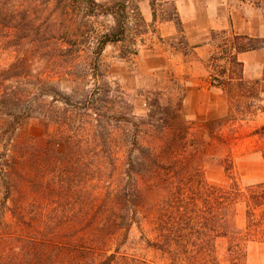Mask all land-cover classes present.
<instances>
[{
    "label": "rangeland",
    "instance_id": "374dc122",
    "mask_svg": "<svg viewBox=\"0 0 264 264\" xmlns=\"http://www.w3.org/2000/svg\"><path fill=\"white\" fill-rule=\"evenodd\" d=\"M172 1L182 21L183 40L175 23L161 21L172 12ZM151 3L152 0H140L138 3L149 28L147 33L138 36L136 47L131 45V36L127 43L109 44L99 65L94 66L95 70L82 62L71 70L76 76L60 80L59 77L47 76L50 73H47L50 71L47 60L29 55L26 63L16 65L8 75L0 78V96L6 87L22 90L27 95L25 107L32 111V116L23 121L10 142L1 134L12 118L23 116L24 110L12 108L11 104L6 106V99H0V163L17 158V169L8 170L4 181H12L20 191L13 194L8 204L30 205L33 202L28 191L29 182L25 178L26 171H29V175L40 182L36 187L30 184L34 190L33 199L42 203L40 208L55 209L56 204L46 192L47 183L54 186V174L45 170L50 163L47 150L55 149L53 143L56 141L61 142L59 148L63 152L68 151V143L87 148V144L95 143V137L103 143L119 146L112 156L120 160L118 171L108 172L101 184L91 153L77 157L67 153V160L58 164L66 173L69 169L66 167L78 166L76 159L84 157L82 160L86 165V162L93 163V166H87L90 176L86 183L83 180L76 182V190L90 196L94 190L107 194L108 189H115L116 180L121 179L126 152L134 143L151 144L156 147V157L161 163L177 165L179 173H202L211 183L229 186L231 180L226 168H230L232 176L242 187L264 182V49L247 60L241 56L245 79L254 93L251 98H247L250 93H244L237 86L231 89L213 86L212 83L216 82L212 78L219 76L226 63L219 61L214 66L209 62L215 46L211 41L212 31L226 30L264 39V0H157L159 19L155 24ZM38 6V2L34 3V7ZM109 19L107 22L101 18L99 29L104 30L111 24ZM31 20H35L36 26H42L45 16L32 15ZM131 28L132 34L141 29L137 18ZM193 47L201 48L193 54ZM128 52L129 56L124 58V53ZM2 57L0 70L15 62L8 56ZM18 74L24 76L17 78ZM188 87L198 89L201 94L186 95ZM72 88L76 89L75 93L71 92ZM93 106L102 111L95 115L89 110ZM85 112L91 114L90 124H86L87 118L82 116ZM151 114L153 118L149 117ZM65 118L70 130L61 136L55 123ZM95 118L109 128L102 132L94 123ZM82 123L92 128L76 137L74 129L82 127ZM98 131L100 137L95 135ZM37 170L42 172L38 174ZM10 174L12 176L8 178ZM124 178L120 188L128 185V178ZM158 181L141 184L139 206L149 208L158 205L169 195ZM40 185L44 198L39 196L37 199ZM3 196L0 189V202ZM62 198L60 209L79 208L81 202L90 207L97 205L94 197L83 201L72 200L68 196ZM245 210L244 203L235 207L234 219L241 230L246 226ZM132 237H139L136 227ZM230 244L229 239L218 240L220 264H230ZM245 253L246 264H264V242L247 240Z\"/></svg>",
    "mask_w": 264,
    "mask_h": 264
},
{
    "label": "trees",
    "instance_id": "16d2710c",
    "mask_svg": "<svg viewBox=\"0 0 264 264\" xmlns=\"http://www.w3.org/2000/svg\"><path fill=\"white\" fill-rule=\"evenodd\" d=\"M139 1L0 0V60L2 56L15 60L9 68L0 70V78L8 75L16 65L26 63L29 55L47 60L50 67L47 76L61 80L76 76L71 70L82 62L91 70L99 65L109 44L127 43L131 36V45L136 47L138 36L147 33L149 28L140 12ZM37 2L39 6L34 7ZM171 7L172 12L161 21L175 23L183 40L182 21L173 1ZM151 8L155 24L159 19L157 0H152ZM32 15L45 16L44 25L36 26L35 20H31ZM101 18L107 22L110 18L111 24L104 30L98 27ZM136 18L141 29L132 34L131 25ZM211 39L215 51L209 62L214 66L219 61L226 63L219 76L212 78L216 82L213 86L228 89L237 86L244 93H250L247 98L254 96L239 56L263 49L264 39L226 30L212 31ZM129 53H124V58ZM23 76L16 75L17 78ZM17 84L20 85L18 80ZM71 92L75 93L76 89L72 88ZM26 96L22 90L2 89L0 99H6V106L11 104L12 108L24 110L23 116L12 118L1 134L10 142L23 121L32 116L30 107H25ZM89 110L95 115L102 111L96 106ZM82 116L87 118L86 124H90L91 114L85 112ZM153 116L149 115L150 118ZM64 120L66 118L55 123L61 136L70 130ZM95 122L102 132L109 128L102 126L104 122L100 119L95 118ZM86 124L74 129L76 137L91 130L92 127ZM95 135L100 137V132ZM60 145L61 142L56 141L53 143L55 149L47 150L51 165L49 163L45 169L54 174V186L47 183L46 192L56 204L55 209L40 208L42 203L33 199L34 190L30 184L36 187L40 182L31 177L29 171L25 178L33 202L30 205L8 204L14 193H20L12 181H4L8 170L17 169V158L0 163V189L4 194L0 202V264H220L219 239L231 242L228 249L230 264H246L245 242L250 239L264 242V182L242 187L230 168H226L231 184L211 183L202 173H179L177 165L161 163L156 157V147L151 144L134 143L126 152L121 179L116 180L115 189L107 188V194L94 190L90 196L77 191L76 182L83 180L84 183L88 179L87 166H93V163L100 184L108 172L118 171L120 160L112 156L119 146L103 143L96 137L95 143L87 144V148L68 143V151L63 152ZM67 153L75 157L91 153L94 162H86V165L82 160L84 157L76 159L78 166L66 167L69 169L65 173L58 164L67 160ZM41 172L37 170L38 174ZM124 177L128 178V185L120 188ZM155 179H159L169 195L158 205L143 208L138 205L141 184H150ZM42 188L40 185L37 199L39 196L44 198ZM63 196L79 201L94 197L97 205L90 207L81 202L79 208L60 209L59 201ZM239 203L246 207L244 230L237 227L234 219ZM134 227L139 233L137 238L132 237Z\"/></svg>",
    "mask_w": 264,
    "mask_h": 264
},
{
    "label": "crops",
    "instance_id": "0c3cea01",
    "mask_svg": "<svg viewBox=\"0 0 264 264\" xmlns=\"http://www.w3.org/2000/svg\"><path fill=\"white\" fill-rule=\"evenodd\" d=\"M237 34V33H236ZM211 41H212V39H211ZM213 43V42H212ZM212 45H214V43L212 44ZM199 48H201V47H193V54H195V52L199 49ZM264 49V48H263ZM260 50V49H259ZM259 50H256V51H252V52H247V53H243V54H241L240 56H239V58H240V61L241 62H243L242 60H241V56H243V58H244V60H247L248 58H249V56H251L252 54H258L260 51ZM214 51H215V46H213V51H212V53H210V56L214 53ZM244 63V62H243ZM186 95L188 94H193V93H197V94H201L200 93V91L198 90V89H196L195 90V88H193V87H191V88H187V90H186Z\"/></svg>",
    "mask_w": 264,
    "mask_h": 264
}]
</instances>
